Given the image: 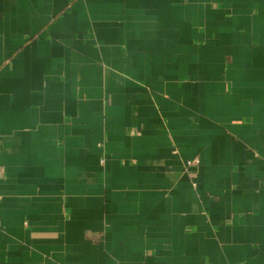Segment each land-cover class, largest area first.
<instances>
[{"label": "crops", "instance_id": "crops-1", "mask_svg": "<svg viewBox=\"0 0 264 264\" xmlns=\"http://www.w3.org/2000/svg\"><path fill=\"white\" fill-rule=\"evenodd\" d=\"M0 264H264V0H0Z\"/></svg>", "mask_w": 264, "mask_h": 264}, {"label": "built area", "instance_id": "built-area-1", "mask_svg": "<svg viewBox=\"0 0 264 264\" xmlns=\"http://www.w3.org/2000/svg\"><path fill=\"white\" fill-rule=\"evenodd\" d=\"M190 163V162H189Z\"/></svg>", "mask_w": 264, "mask_h": 264}]
</instances>
